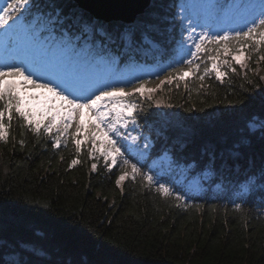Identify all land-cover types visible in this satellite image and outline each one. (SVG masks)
I'll return each mask as SVG.
<instances>
[{
    "label": "trees",
    "instance_id": "trees-1",
    "mask_svg": "<svg viewBox=\"0 0 264 264\" xmlns=\"http://www.w3.org/2000/svg\"><path fill=\"white\" fill-rule=\"evenodd\" d=\"M183 3L150 0L124 23L96 19L73 0H31L22 16L42 50L57 44L89 65L107 66L110 82L122 81L111 87L148 81L143 95L123 99L136 104L134 128L147 147L142 154L121 150L154 185L129 177L117 187L122 161L109 170L98 152L90 156L92 142L75 122L63 135L37 134L14 109L9 121L0 102L8 131L0 141V264H264V46L233 42L225 54L206 43L193 57ZM238 46L244 67L232 59ZM188 60L192 71L184 76ZM212 63L226 73L222 80ZM133 66L154 73L123 83ZM160 158L169 168L156 164ZM73 159L79 163L69 168ZM158 183L173 196H159Z\"/></svg>",
    "mask_w": 264,
    "mask_h": 264
},
{
    "label": "snow or ice",
    "instance_id": "snow-or-ice-1",
    "mask_svg": "<svg viewBox=\"0 0 264 264\" xmlns=\"http://www.w3.org/2000/svg\"><path fill=\"white\" fill-rule=\"evenodd\" d=\"M30 2L31 0H11L7 7L0 11V28L8 25L9 28L6 31L11 29L12 25H15L20 19L23 12L28 10ZM181 8L183 9L185 6L181 5ZM10 21L12 22L11 25L9 24ZM244 25L246 30L241 28L234 32L225 31L223 35L202 31L199 39L195 41L196 50L191 55L197 57V54L203 50L202 46L206 43L222 45L225 54L229 52V45L233 42L247 48V42L254 41V50H259L264 46V0H260L258 5L250 6L248 16L244 18ZM188 27L192 32H195L191 22ZM20 30H25L23 24L20 25ZM129 34H131V30H129ZM68 47H72L71 42H68ZM243 55L244 53L241 52V56ZM7 59L10 58L6 57L0 62V102H3L4 108L8 110L9 121L12 119V111L14 109L28 125L32 126V130L37 134L40 133L43 124L45 133L51 134L55 128L61 135L67 132L73 126V122H75L76 132L80 133L81 129H85V139L92 142L93 151L89 153L90 156L98 152L105 161V168L109 170L118 164V160L122 161L125 168L115 180L117 187H120L129 177L132 180H136L139 177L149 187L154 185V177L152 175L142 172L141 168L137 167L135 163L130 164L128 159H124V152L121 150L122 145L117 139L113 138L115 136L127 140L128 137L123 135L120 129L127 128L129 118H131L132 123H135L133 113L136 104L131 102L117 103V101L130 98L136 92H140L143 95L144 85L148 81L141 80L139 84L128 90L103 84L97 85L96 83L85 87L80 82L73 66L64 59L48 57L41 59L24 55L16 56L13 63H4ZM232 59L241 67L245 66L239 56H233ZM260 59L264 60V56H261ZM184 63L189 65V70L184 72V76H188L192 71L194 62L188 60ZM223 63L231 67L229 61L225 60ZM195 68L198 71L200 66L195 65ZM232 70L235 71V68ZM173 71L176 70L174 69ZM211 71H214L216 78L221 80L226 74L220 70V65L217 63H212ZM204 72L208 73L209 68L205 67ZM37 75L45 82H38L37 79L33 78ZM168 75L171 77V73ZM180 78L183 79V76ZM199 78L203 80L205 77L201 75ZM261 79H264V77H261ZM167 82L171 83V79H168ZM164 83L165 80L160 81V85ZM160 85H157V87ZM28 86L33 89H43L49 95L42 102L37 100L36 96H26L24 95V89ZM154 91L155 89H148L149 93ZM55 100L60 103L54 104L53 101ZM37 115L41 119L34 120L33 117ZM4 116V109L0 108V141L6 142L8 140V131L3 122ZM45 118L48 120L47 123H43ZM61 125L63 126V131H61ZM72 138L76 151L79 153L82 141L75 134ZM131 139L135 141L137 137L132 136ZM97 141H99L98 146ZM20 143L23 146L22 140ZM60 144L61 141L58 136L54 140L53 147L59 148ZM78 163L77 159H73L69 164V168ZM96 168L97 165L93 163L92 171H96ZM128 168L131 169L130 172L127 170ZM155 190L163 198L173 196V189L164 183L156 184ZM175 199L179 201L183 199V196L177 194ZM235 208L240 210L241 205L236 204Z\"/></svg>",
    "mask_w": 264,
    "mask_h": 264
},
{
    "label": "rangeland",
    "instance_id": "rangeland-1",
    "mask_svg": "<svg viewBox=\"0 0 264 264\" xmlns=\"http://www.w3.org/2000/svg\"><path fill=\"white\" fill-rule=\"evenodd\" d=\"M9 0H0V11L3 8L7 7ZM185 6L182 10L188 16L192 26L195 28V32H192L188 27V40L186 39L185 45H190L195 47V41L199 39V35L202 31H208L212 34H224L225 31L234 32L241 28H246L244 25V18L248 16V11L250 6L254 4L248 3L247 0H228L224 3L217 4L215 0H184L182 4ZM188 22V25L189 23ZM11 25L12 22L10 21ZM23 24L25 30H20V25ZM31 20H25L21 15L20 19L16 22L15 25H12V28L6 31L9 28L8 25H5L0 29V62H2L6 57L7 59L4 63H13L15 62L16 56L30 55L37 58H54V59H64L70 63L78 74L80 82L85 86H90L92 84H103L111 87L113 84L122 82L121 79L117 81L110 82L111 70L104 66L102 68H97L93 65H89V61L84 59L80 53H75L71 55L68 53V50L60 48L55 44L56 48L49 46L46 50H42L39 44H34L32 41V36L35 33L33 29ZM32 26V28H30ZM237 56L241 57V47L236 48ZM101 62V59H99ZM154 73L147 66H133L125 74L123 83L133 84L136 77L141 73ZM27 74V73H26ZM34 79H37L38 82L42 81L39 75L34 76ZM13 79V78H10ZM98 94V93H97ZM24 95L26 96H36L37 100L43 101L45 97L49 94L43 89H33L31 86H28L24 89ZM54 104H59L58 100L53 101ZM117 103H127L126 100L117 101ZM34 120L41 119L39 115L33 117ZM47 118L44 119L43 123H47ZM62 127V125H61ZM43 128V124L41 126ZM61 131H63L61 129ZM85 129H81L80 133L83 134ZM121 133L128 137L127 140L122 139L121 137H113L117 139L122 147H125L130 152H138L139 154L143 153L144 145L138 141V133L134 128V123L131 122L129 118V123L127 128H121ZM53 132H56V129H53ZM132 136L137 137L135 141L131 139ZM99 141H97V146ZM121 147V149H122ZM158 166H162L165 169L169 168L170 164L166 158H160L156 161Z\"/></svg>",
    "mask_w": 264,
    "mask_h": 264
},
{
    "label": "water",
    "instance_id": "water-1",
    "mask_svg": "<svg viewBox=\"0 0 264 264\" xmlns=\"http://www.w3.org/2000/svg\"><path fill=\"white\" fill-rule=\"evenodd\" d=\"M82 10L94 18L124 23L132 22L144 11L150 0H73Z\"/></svg>",
    "mask_w": 264,
    "mask_h": 264
},
{
    "label": "bare ground",
    "instance_id": "bare-ground-1",
    "mask_svg": "<svg viewBox=\"0 0 264 264\" xmlns=\"http://www.w3.org/2000/svg\"><path fill=\"white\" fill-rule=\"evenodd\" d=\"M248 3H250V4H254V6H255V5H258V4L255 3V1H248Z\"/></svg>",
    "mask_w": 264,
    "mask_h": 264
}]
</instances>
